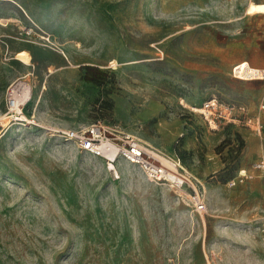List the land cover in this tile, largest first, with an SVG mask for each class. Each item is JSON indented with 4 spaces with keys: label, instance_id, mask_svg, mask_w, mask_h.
I'll return each mask as SVG.
<instances>
[{
    "label": "rangeland",
    "instance_id": "374dc122",
    "mask_svg": "<svg viewBox=\"0 0 264 264\" xmlns=\"http://www.w3.org/2000/svg\"><path fill=\"white\" fill-rule=\"evenodd\" d=\"M251 1L264 3L0 0V115L24 79L35 122L0 123V264H264V184L228 186L250 172L260 140L201 113L213 99L264 101V82L232 76L242 61L264 68V15L246 14ZM23 50L28 66L15 59ZM56 54L66 69L43 63ZM99 121L180 158L208 213L138 168L121 164L113 181L102 160L47 134Z\"/></svg>",
    "mask_w": 264,
    "mask_h": 264
},
{
    "label": "built area",
    "instance_id": "2783aa9c",
    "mask_svg": "<svg viewBox=\"0 0 264 264\" xmlns=\"http://www.w3.org/2000/svg\"><path fill=\"white\" fill-rule=\"evenodd\" d=\"M20 32L26 38H35L34 28H23ZM232 76L240 81H264V70L252 68L243 62L232 68ZM32 92L33 86L28 80L13 83L6 92V106L0 115V123L22 128L32 127L35 122L27 115ZM263 111L264 103L258 106L257 113L252 114L246 104H222L213 99L204 104L201 113L209 124L214 123L215 127L218 126L217 123L223 122L239 125L258 136H263ZM47 134L50 138L72 145L79 151L102 160L113 181H120L123 178L121 164L138 168L147 183L165 186L185 196L194 212L200 216L208 213L206 199L196 182L188 176L181 159L166 154L127 131L118 130L99 121L74 128H49ZM249 171H240L228 186L236 187L254 177L261 179L264 184V147L262 154L251 165ZM258 229L264 233V223Z\"/></svg>",
    "mask_w": 264,
    "mask_h": 264
},
{
    "label": "crops",
    "instance_id": "0c3cea01",
    "mask_svg": "<svg viewBox=\"0 0 264 264\" xmlns=\"http://www.w3.org/2000/svg\"><path fill=\"white\" fill-rule=\"evenodd\" d=\"M44 62H46L49 66H52V67H54L55 68V70H62V69H66V67H67V64L68 63H70V60H69V58L67 57V58H63L61 55H59V54H56V58L54 59V60H44L43 61V63ZM243 62V61H242ZM242 62H239V63H242ZM248 62V61H247ZM239 63H236V64H239ZM250 63V62H249ZM235 64V65H236ZM234 65V66H235ZM252 65V64H251ZM254 66V65H253ZM255 67H257V68H261V67H258V66H255ZM262 69H264V68H262ZM240 81V80H239ZM244 82H264V81H244ZM262 103H264V101H262ZM250 112L252 113V114H255V113H257L258 112V108H256V109H253V108H250ZM262 117L264 118V111L262 112ZM246 129V128H245ZM247 131H249V132H251L249 129H246ZM251 134H254L255 136H257L258 138H259V140H260V143H259V150H258V157L256 158V154L255 153H249L248 152V154H249V159H255L256 158V160L255 161H257V159L259 158V156L262 154V151H263V147H264V134H263V136H258V135H256L255 133H253V132H251ZM254 161V162H255ZM253 162V163H254Z\"/></svg>",
    "mask_w": 264,
    "mask_h": 264
},
{
    "label": "bare ground",
    "instance_id": "6f19581e",
    "mask_svg": "<svg viewBox=\"0 0 264 264\" xmlns=\"http://www.w3.org/2000/svg\"><path fill=\"white\" fill-rule=\"evenodd\" d=\"M246 14L247 15H264V3L262 2H255V1H251L246 9ZM17 61L25 64V65H29L30 64V60H31V55L28 51L23 50L20 51L17 55V57L15 58ZM245 63H248L250 67L253 68V66H251V64L247 61H245ZM111 67H113V69H117V63L114 61L111 63ZM55 70V69H54ZM264 70V69H263ZM50 71L52 72L53 70L50 69ZM202 110V109H201ZM200 110V111H201ZM6 127V126H5ZM1 134V133H0ZM132 170H134L132 168ZM207 190V189H206ZM205 190V191H206ZM207 192V191H206ZM239 229V228H238ZM216 244V243H214Z\"/></svg>",
    "mask_w": 264,
    "mask_h": 264
}]
</instances>
